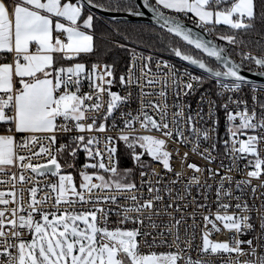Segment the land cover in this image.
Segmentation results:
<instances>
[{"label":"snow or ice","instance_id":"1","mask_svg":"<svg viewBox=\"0 0 264 264\" xmlns=\"http://www.w3.org/2000/svg\"><path fill=\"white\" fill-rule=\"evenodd\" d=\"M259 3L260 16L264 19V0H259ZM86 7L126 11L134 16L144 15L141 7L149 9L152 19L168 34L179 37L208 57L215 58L223 71L209 66L202 58L183 52L178 46L171 49L175 56L197 65L207 77L215 78L223 89L237 91L243 84L251 83L242 74L244 60L254 62L255 71L264 76V55L243 52L241 62L237 63L224 47L194 34L193 29L180 19L181 15L187 17L188 13L194 14L193 23L205 32L215 31V25L221 23L233 30L246 31L254 27L257 19V0H141L140 3L125 0L123 7L121 0H109L108 4L96 3L94 0H0V52L12 56L10 62L0 63V124L4 125L0 131V173L19 168L20 175L17 177L13 172L11 179L34 185L28 189L27 203L23 188L19 196L14 189L8 193L0 191V205L3 206L0 207V264H207L203 259L186 256L184 249L179 247L180 223L185 219L183 215L175 219L174 226L167 228L168 233L174 236L169 246L175 245L176 251L159 254L141 252V245H155L157 236L161 237L159 243H169L162 238L163 231L153 236L151 230L158 227L153 217L160 216L162 210L169 217H172L170 209L181 211V205L175 200H183L184 196L178 194L174 200L171 185L179 183L183 173L174 169L173 152L168 150V144L188 143L186 128L189 136L195 138L192 151L209 162L214 159L211 153L216 150L215 143L203 150L200 148L201 140L207 142L213 138L218 124V120L214 119V104L209 102L208 118L212 120V126L197 128L196 118L203 120L204 117L199 112L193 115L191 106L180 102L181 95H190L203 83L204 77L192 75L185 69L184 74L189 79L183 82L181 88V76L177 75L179 69L169 65L168 61H162L160 63L169 68L176 86L174 94L177 100L173 105L176 111L170 114L167 103L169 73H164L162 80L148 78L145 81L148 85L163 84L155 93L162 99L145 102L142 97L151 96L153 92L141 88L140 108L135 115L132 111H123L121 105L130 103L131 92L122 96L112 91L115 79L112 65L93 63L89 69L82 62L67 67L60 63L64 59L73 60L82 54L94 53V35L87 31L93 28L94 16L91 11L85 14ZM62 19L65 22H61ZM62 34L66 39H61ZM219 39L230 44L243 43L235 35H219ZM33 44L34 51L30 48ZM141 58L145 70L150 72L148 65L152 57L141 54ZM160 63L157 65L158 71ZM224 77L232 78V83L222 84L221 79ZM85 79L88 81L86 92L82 91V81ZM119 83L124 87L135 83L139 87L140 78L133 80L130 70L127 79L124 74L119 76ZM257 89L258 86H253L251 112L246 100H233L231 96L221 105L226 111L228 134L231 137L230 142L224 141L226 151H230L236 159L240 158L236 153L255 157L253 170L247 173L249 179L236 182L239 191H242L241 184L251 183V178H259L264 172V159L259 154V146L264 143V131L259 135H247L243 140L238 138L241 130H264V100L257 98ZM105 94L108 96L106 103L103 99ZM229 104L237 107L243 105V110L228 111ZM256 105L260 108L259 117ZM186 107L189 109L187 116ZM149 108L154 110L152 114L146 110ZM117 111L123 128L115 137L106 135L102 141L101 137L93 133L107 132L106 121L109 119L113 121L111 127L116 128L114 113ZM238 117L240 123L233 124ZM58 118L62 122L58 123ZM136 125L144 130L143 133L137 130ZM16 133L24 135L17 140ZM58 136H66L67 141L59 142ZM116 141H123L129 150L134 168L140 169L139 188L147 187L150 198L144 199L143 193L138 192L137 183L130 179L135 175L134 168L119 167ZM36 145L39 147L32 151ZM137 147L142 151H137ZM17 149L26 151L21 154ZM80 151L85 154V162L79 169L80 181L77 184L72 173L62 172V169L75 168ZM175 152L179 155L178 148ZM145 153L151 157V161L142 159ZM38 157H44L45 162H31ZM187 157L188 153L185 152L181 164ZM62 160L64 163H61ZM152 162H159L166 174L171 173L175 177L163 188L168 197L167 204L163 203L164 196L160 194L162 189L159 186L165 177L152 167ZM252 163L249 160V164ZM187 167L200 172L196 164H188ZM89 169L92 171L89 172ZM25 171L40 177L51 174L58 177V182L40 184L34 176H26ZM208 172L211 176L219 175V169H208ZM230 172L231 168L220 176L217 183V211H209L202 217V245L199 251L203 254L234 253L237 259L235 262L229 260L228 264H264V255L257 256V248L264 249V244L260 243L264 241V216H261L260 235L242 240L238 236L256 231L251 216L245 214L250 213L251 208L247 202H239V196L234 205L238 211L228 212L233 205L222 202L223 197H232L231 187L225 188V181L230 185L233 180ZM152 177L157 179L154 181ZM7 182L0 180V183ZM193 182L198 184L199 177L193 176L189 180L186 186L188 195L191 194ZM38 184L39 187L36 186ZM207 187L211 189L212 186ZM44 188L54 194L51 210L44 207L50 200L47 194L37 198V193ZM6 195L11 200L5 199ZM121 200L131 201V204H121ZM192 203H195L196 208L209 207L206 203ZM9 204L15 206L9 208ZM76 205L81 206L80 211H77ZM84 205L91 207L85 209ZM113 214L120 219L113 222ZM192 218L195 219L194 213ZM129 221L137 226L125 227ZM25 231L31 233L30 239L24 238ZM222 231L231 233V236L224 240L210 239L212 233ZM150 236L152 240L149 244L147 237ZM190 240L185 242L187 249H191ZM242 256L254 259H239Z\"/></svg>","mask_w":264,"mask_h":264},{"label":"built area","instance_id":"2","mask_svg":"<svg viewBox=\"0 0 264 264\" xmlns=\"http://www.w3.org/2000/svg\"><path fill=\"white\" fill-rule=\"evenodd\" d=\"M75 2V1H74ZM87 8V7H86ZM85 8V9H86ZM176 15V14H174ZM181 19L184 21H187L191 24L193 23V16L190 14L187 15V17L181 15ZM219 46H222L226 49L227 53L230 54V57L237 63L241 62V53L243 52H251L255 56H261L264 55V52H255L248 49H245L242 47L240 43L237 44H230L227 41L219 39V34L215 31L213 32H206ZM61 39H65V36L62 34ZM130 48L128 57L126 59V62L122 65L119 72L115 74L114 69V83L112 85V91L119 92L120 95H126L128 92H131V99L130 103L121 105V109L123 111H132V113L135 115L136 111L140 108L139 100L140 97V91L141 88H143L144 91H152L153 94L151 96H145L142 97V99L147 102L148 100H160L161 97H158L155 93L159 91L163 84H156V85H148L145 83L146 79H160L162 80L164 73H169L167 79H168V86H167V93H168V99L167 103L170 106L169 111L170 114L174 113L176 111L175 107L173 105L175 104L177 98L175 96L176 86L173 84V77L170 74L169 68H165L163 66L162 61H168L169 65L174 66L176 69H179V72L177 73L178 76H181V88L183 87V82L188 81L189 77L188 75L184 74L185 69H187L188 73H191L192 75L196 76H203L204 80L203 83L200 84L199 87L195 89L190 95H181L180 102L185 105L191 106V113L195 115L197 112L200 113L201 116L204 117L203 120H200L199 117L196 118L195 125L197 128H204V127H211L212 126V120L208 118V112L210 104L209 102H212L214 104V112L215 116L214 119L218 120V124L215 127V133L213 134V138L207 142L201 140L200 142V148L203 150L204 148H208L212 143H215L216 150L211 153V155L214 157V159L209 162L207 159L202 157L196 152L192 151L193 144L195 143V138L192 136H189V133L187 129L185 128V136H188V143H173L170 142L168 144V150L173 152L172 155V164L175 170L181 171L183 173L182 179L179 183L171 185L173 189V199L175 200V197L179 195H183V200H175L176 203H179L181 205V211L176 212L173 209H170L169 211L172 212V217H169L167 215L162 214L160 216H154L153 219L156 221L158 227L155 230H151L153 236H156L157 232L163 231V239L167 240L169 243H159L161 237L157 236V243L155 245H152L151 247H148V245H141V252L142 253H151L155 252L157 254L162 252H169V251H176L175 245L169 246L171 242L174 239L173 235H170L167 231V228L170 226H174L175 219H178L181 215L185 217L184 220L180 223V242L179 247L181 249H184V254L190 255L193 259H203L207 262V264H228L229 260H232L235 262L237 259L236 255L228 254V253H220V254H203L199 251V246L202 245V239H201V231L203 229V215L208 214L209 211L212 213H215L217 211V202H216V186L220 179V176L224 175V173L231 168L230 175L233 177V180L231 184L229 185L228 181H225V188H228L229 186L232 189V197H223L222 202L225 203H231L233 207L228 209V212L238 211L234 208V205L237 203L236 197H240L241 203L247 202L249 207L251 208L250 213H245L247 215L251 216V222L254 224L256 231L255 232H249L246 235L238 236L239 239L247 240L252 239L254 236L260 235V223H261V216H264V172L261 173V176L259 178H251V183L248 184H241L242 191L237 190L236 188V182L243 181L249 179L247 176V173L249 171L253 170L255 157L252 154L247 155H241L239 153H236V156H239L240 158L236 159L233 154L230 151H226L224 146V141H231V137L228 134V127L229 122L226 119V111L223 107H221L222 104L227 102L228 97L231 96L233 100L236 99H243L246 100L249 105V112H251L253 107V100H252V89L253 86H258V89L256 91V96L259 100H264V83L259 82H251L248 84H243L241 86V89L237 91H230L227 89H223L219 84H217V81L215 78L207 77L206 74L198 70L185 62L177 59L175 55L169 56L163 53L156 52L151 49H145L134 45H128ZM35 49V48H33ZM142 56H151V62L149 63L148 67L151 68V71H147L144 68V60L141 58ZM136 56L137 59L134 60L133 57ZM4 61H11L12 56L8 54L7 56H4ZM93 63H97L100 65L107 64L105 62L101 61H95ZM92 63V64H93ZM160 63V71L157 70V65ZM91 64V65H92ZM90 65V66H91ZM109 65V64H108ZM130 65H132L130 69ZM90 66H87L90 69ZM243 68L247 71L249 69H253L255 71L256 65L254 62L249 60L243 61ZM131 70L132 78L135 80L137 77L140 78V86L137 87L135 83H133L130 87H124L121 86L119 83V76L121 74H124L126 79L128 76L129 71ZM222 84H231L232 80L227 79H221ZM82 91L86 92L88 91V81L85 79L82 81ZM223 93V95H218V93ZM201 97H203V101L201 100ZM105 103L108 101V96L105 94L103 97ZM256 107L257 116L260 115V108L258 105ZM202 109V112L200 111ZM149 111V114H152L154 112L153 109H146ZM243 105L240 107H237L235 104H229L228 111L236 112V111H242ZM103 114V109L101 110V115ZM189 114V109L185 108V116ZM115 115V123L117 125L116 128H112V119H109L106 121V124L108 125V130L105 133H93L94 135H97L101 137V140L103 141V137L106 135H111L115 137L119 132L120 129L123 128V122L120 118V113L117 111L114 113ZM171 118V116H170ZM58 123L62 122L58 118ZM90 122V121H89ZM240 123L239 117L233 122V124L238 125ZM136 128L139 132L143 133V129L139 128V125H136ZM3 130V129H2ZM0 130V131H2ZM125 131H128L125 129ZM261 131L264 130H241V133L239 134V139L243 140L247 138V135H259L261 134ZM154 135H159V133L153 132ZM17 140L20 139V137L24 134L16 133ZM59 142L63 143L67 141V137H59ZM116 141V147H117ZM102 146V145H101ZM39 145H36V147L32 148V151H36ZM237 148H239V144L236 145ZM179 149V155L176 154L175 149ZM18 152L21 154H24L26 150L17 149ZM187 152L188 157L184 161L183 164H181V159L183 157V154ZM80 154H84L83 151L79 152V155L76 158L75 168H67L62 169V172L67 171L71 172L74 178L76 179L77 184H79L80 177H79V169L85 162V160L79 162L81 160ZM259 154L260 158L264 159V143H262L259 146ZM85 155V154H84ZM249 160H251L253 163L249 164ZM32 163H44L45 158L44 157H38L33 158L31 161ZM64 161L62 160L61 163ZM188 164H196L200 168V172H195L193 169L187 167ZM152 167L156 169V171L161 175L164 176L165 179L161 181L160 187L162 189L161 195L164 196V204H167L168 197L163 191V188L165 184L169 180L175 179V177L171 173H165V170H163L162 165L159 162H152ZM208 169H219V175L211 176L208 172ZM20 169L19 168H13L10 171L2 172L0 173V180H7V183H0V191H3L5 193H8L9 191H12L13 189L16 191L17 196H19L20 189H24V198L25 202L29 200V192L28 189L31 188L33 183H24L21 184L17 181H13L11 179L12 173L15 172L16 176L18 177L20 175ZM89 172L92 171V169L88 170ZM139 172L136 174L134 181L137 183L138 186V192L143 193L144 199H148L149 193L147 191V187L139 188L140 184V175ZM26 176H34L35 181H39L40 184H47V183H56L58 182V177L47 174L44 177L35 176V174L31 173L30 171H25L24 173ZM107 175V174H105ZM193 176L199 177L198 184L196 182H193L190 188V195L186 193V186L188 185L189 180ZM152 179L155 181L157 177H152ZM207 185H211V189L207 187ZM39 187L40 185H36ZM253 188H255V191H253ZM47 194L50 198L49 203L45 205L48 210H51V206L53 201L54 194L47 188H44L42 191H39L37 193V198H40L41 196ZM207 197V199H205ZM5 199L11 200V197L6 195L4 197ZM195 201L196 203H206L209 205L208 208H196L195 203H192ZM121 204H131V201H120ZM184 205H187L185 208ZM15 205L9 204L8 207H14ZM0 207H3L0 205ZM77 211L81 210L80 205L75 206ZM85 209L91 207V205H84ZM114 207V206H113ZM223 211V209H221ZM195 214V219L193 220L192 214ZM131 215H135V213H132ZM35 219H39L38 216L35 217ZM120 219V217H117L115 214L111 216V220L113 222ZM147 225V220H145V227ZM114 226V225H110ZM125 227H134L137 225H134L132 222H126ZM210 227V226H209ZM173 232H175V228L173 227ZM194 235V238H192ZM231 236V233H228L227 231H222L219 233H212L210 236L211 240H224L228 239ZM25 239L31 238V233L25 231ZM191 238V249L185 248V242L189 241ZM137 239H140L139 237ZM147 240L149 241V244L151 243L152 237H147ZM256 241L254 240V244ZM261 244H264V241L260 242ZM247 249V246H244ZM264 255V249L257 248V256ZM239 259L245 260V259H254L248 256H242ZM178 264H181V262H178Z\"/></svg>","mask_w":264,"mask_h":264},{"label":"trees","instance_id":"3","mask_svg":"<svg viewBox=\"0 0 264 264\" xmlns=\"http://www.w3.org/2000/svg\"><path fill=\"white\" fill-rule=\"evenodd\" d=\"M75 1V0H72ZM96 3L108 4L109 0H94ZM231 2V0H230ZM125 0H121L122 7ZM257 19L254 23V27L244 30H233L227 25H215V32L219 35H235L238 41L245 49L264 52V19L261 18V7L259 0H257ZM88 8L85 9V14L89 12ZM92 12V11H91ZM93 28L90 30L94 35L95 50L93 54L81 55L75 60H80L86 65H91L93 62L101 61L113 66L115 74H117L126 62L130 48L128 45H134L145 49H151L159 53H163L169 56H173L172 47H180L182 51L188 49L192 52V55L200 58H205L200 52H197L193 48L184 44L180 39L174 37L165 30L158 28L154 25L132 22V21H115L107 18H103L94 12ZM123 45L124 47H120ZM188 53V52H187ZM191 54V53H190ZM3 54L0 56V61H4ZM210 62V66L216 68V64L205 58ZM4 128V126H3ZM137 151H142L139 147ZM118 159L120 161L119 167L121 169L134 168L133 161L130 158L129 150L125 147L123 141L117 142ZM81 160H85V155L80 154ZM83 159V160H82ZM145 161H151V157L147 153L142 157ZM64 163V162H63ZM135 175L131 177L133 180L140 171L138 168H134Z\"/></svg>","mask_w":264,"mask_h":264},{"label":"water","instance_id":"4","mask_svg":"<svg viewBox=\"0 0 264 264\" xmlns=\"http://www.w3.org/2000/svg\"><path fill=\"white\" fill-rule=\"evenodd\" d=\"M137 3H140L141 0H136ZM88 8V7H87ZM89 10H91L92 12H94L95 14L103 17V18H107V19H111V20H115V21H132V22H141V23H146V24H150V25H154L158 28H161L159 25H157V23L152 19V13L149 9L147 8H143L141 7V11L144 13V15H141V16H134L126 11H105V10H102V9H98V8H88ZM171 14V13H169ZM173 15V14H171ZM181 19V18H180ZM183 20V19H181ZM184 21V20H183ZM185 25L187 27H190L193 29V33L194 34H199L201 36V38L203 39H210L212 41H214L203 29L197 27L195 24H191L187 21H184ZM163 29V28H161ZM167 32L166 29H163ZM178 39H180L179 37H177ZM184 44H186L187 46L193 48L194 50H196L197 52H200L203 56H205V58H208L209 60H212L215 64H216V68H220V65L216 62L215 58H211V57H208V55L206 53H202L200 50H197L195 49L194 46L192 45H188L186 42H184L182 39H180ZM215 42V41H214ZM216 43V42H215ZM217 44V43H216ZM218 45V44H217ZM175 55V54H174ZM177 59L183 61L181 58L175 56ZM195 57V56H194ZM205 58H202L204 61H205ZM232 59V58H231ZM233 60V59H232ZM185 62L186 64L198 69V70H201L199 69V67L197 65H193L191 64L190 62H187V61H183ZM206 63V61H205ZM207 64V63H206ZM210 66V65H209ZM220 70L223 71L222 68H220ZM203 71V70H201ZM242 74L243 75H246L248 77V79L251 81V82H259V83H264V76H261L258 74L257 71H247L245 70L244 68L242 69ZM222 79H227V80H232V78H227V77H224Z\"/></svg>","mask_w":264,"mask_h":264},{"label":"crops","instance_id":"5","mask_svg":"<svg viewBox=\"0 0 264 264\" xmlns=\"http://www.w3.org/2000/svg\"><path fill=\"white\" fill-rule=\"evenodd\" d=\"M72 2H74V1H72ZM171 14H176V13H174V12H170ZM188 14H190L191 16H193L194 17V14H192V13H188ZM61 22H65V21H63V19L61 20ZM82 22V21H81ZM78 23H80V22H78ZM219 25H224L223 23H221V24H219ZM82 30H85V29H82ZM87 31H89L90 33H91V31L90 30H87ZM92 34V33H91ZM65 39H66V37H65ZM30 48H31V50L32 51H34L35 49H33V48H35V44H33V45H31L30 46ZM3 54H8V53H6V52H0V56H2ZM54 55H58V54H54ZM5 62H10V61H0V63H5ZM77 62H81L80 60H75V59H73V60H67V59H64V60H61L60 61V63L61 64H63L64 66H70L71 64H74V63H77ZM83 63V62H82ZM86 65V64H85ZM86 66H90V65H86ZM3 126L4 125H2V124H0V130H2L3 129Z\"/></svg>","mask_w":264,"mask_h":264},{"label":"flooded vegetation","instance_id":"6","mask_svg":"<svg viewBox=\"0 0 264 264\" xmlns=\"http://www.w3.org/2000/svg\"><path fill=\"white\" fill-rule=\"evenodd\" d=\"M183 52H186V53L188 52V53H191V54H192V52H191V51H188L187 49H185ZM198 58H200V57L198 56ZM205 61H206V59H205ZM206 63H207L208 65H211L209 61H206ZM211 67H212V66H211Z\"/></svg>","mask_w":264,"mask_h":264},{"label":"rangeland","instance_id":"7","mask_svg":"<svg viewBox=\"0 0 264 264\" xmlns=\"http://www.w3.org/2000/svg\"><path fill=\"white\" fill-rule=\"evenodd\" d=\"M188 50V49H187ZM188 51H190V50H188ZM131 179V178H130ZM134 180V179H133ZM81 227H83V225L81 224ZM144 254H147V253H144Z\"/></svg>","mask_w":264,"mask_h":264}]
</instances>
